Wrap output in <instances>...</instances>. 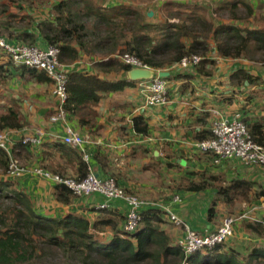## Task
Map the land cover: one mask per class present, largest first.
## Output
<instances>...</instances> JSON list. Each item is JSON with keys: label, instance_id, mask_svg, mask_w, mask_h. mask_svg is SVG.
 I'll return each instance as SVG.
<instances>
[{"label": "trees", "instance_id": "16d2710c", "mask_svg": "<svg viewBox=\"0 0 264 264\" xmlns=\"http://www.w3.org/2000/svg\"><path fill=\"white\" fill-rule=\"evenodd\" d=\"M108 1L0 0V17L4 16V21L0 22V34L8 42L59 48V62L68 65L64 109L66 115L77 116L80 125L88 124L89 117L96 116L93 106L101 101L104 94L135 86L139 99L135 106L137 110L130 119V127L123 124L121 128L128 135L131 129L135 135L149 136L151 127L147 108L142 107L141 90L151 79L130 80L124 77L131 68L119 59V55L124 53L138 57L152 69L169 72L163 77L167 81L168 99L173 92L170 82L181 80L183 85L189 80L213 74L217 62L210 56L212 52L221 58L264 64V13L259 11L264 8L261 5L263 0H212V3L199 1L195 5L184 2L173 5L174 2L166 0L161 5H150L151 10L162 13L158 20L148 19V10L139 11L124 0ZM13 5H18L21 10L10 9ZM34 5L38 6V12L47 13L46 16L36 13ZM184 6L185 9L181 10ZM217 14L227 16L229 20L219 19ZM174 18L178 20L171 21ZM0 51L7 60L6 64L18 67L20 74H27L38 82H50L52 93L53 81L45 70L15 65L3 49ZM192 55L200 57L197 63L180 64L183 58L191 59ZM83 56L90 59L91 69L80 70L73 66ZM4 70L3 63H0V80ZM112 73L117 77L109 78ZM228 84L231 93H244L242 98L236 97L235 101L241 106L233 109L231 114L240 112L251 139L264 146V119H253L242 111L249 104L256 105L258 99H262L258 109L264 110V78L248 66H237L229 73ZM251 87L260 88L249 91ZM52 95L56 101L52 106V113H55L58 105L56 96ZM224 99L232 102L233 97ZM10 123H0V131L12 128ZM193 136L200 141L212 137V132L210 128L201 129L194 131ZM46 139L42 137L36 144L19 139L11 151L13 155H19L26 166L41 167L76 181L86 176L89 164L94 165L99 176L113 177L125 192L139 195L130 185H124L123 167L113 162L102 146L92 151L87 147L91 157L87 163L81 151L55 137L48 143L52 146L51 151L41 152L39 162L32 164L33 151L43 146ZM53 150L60 152L66 161L54 164L51 158ZM164 163L170 166V162ZM7 166L8 155L0 148V172L4 173ZM17 179L19 177H0V264L35 263L38 260L37 264H55L43 263L41 259L46 255L61 256L63 260L56 264H264V244L245 242V247H242L238 240L228 243L230 236L222 243L185 257L180 245L166 230V226L172 223L165 210L158 207H142L140 221L132 232L123 230L125 205L120 213L110 203L107 207H94L92 210L97 217L89 220L72 206L75 198L81 196L74 195L61 183L53 184L52 194L56 202L67 207V211L62 215L40 213L28 195L14 187ZM255 184L251 180L235 179L228 185L217 186V192L225 195L226 201H233L237 193L249 202L264 195V188L257 185V189ZM209 185L210 182L204 180L187 179L186 182L181 181L177 188L190 193L204 191ZM218 200L213 198L207 209L210 220L219 213ZM243 210L240 212L249 211ZM253 212L256 210L250 213L253 215ZM255 216L264 218V211ZM239 222L245 230L264 235L260 221L246 219ZM107 231H112V234Z\"/></svg>", "mask_w": 264, "mask_h": 264}, {"label": "crops", "instance_id": "0c3cea01", "mask_svg": "<svg viewBox=\"0 0 264 264\" xmlns=\"http://www.w3.org/2000/svg\"><path fill=\"white\" fill-rule=\"evenodd\" d=\"M132 1L130 0L129 3L135 5L136 2ZM163 1L166 0H162V3ZM170 1L179 4L184 2V0ZM193 1L194 3L199 2V0ZM124 2L128 3L125 0ZM210 56L217 62L211 76L189 80L183 85H181L183 82L181 80L170 82L173 92L168 102L159 107L146 109L151 132L148 137H145L135 135L131 129L129 135L125 134V130L121 128L123 124L130 127V119L137 110L139 99L135 86L121 92L104 94L101 101L93 106L96 116L94 118L90 116L88 124L80 125L77 116L70 115H66L65 123L62 121L53 122L50 120V116L53 114L52 106L56 101L51 93L50 82H38L27 74H20L18 67L6 64L7 60L0 51V63H3V68L6 70L0 80V123L3 124V121H7L11 122L9 125L13 126L5 128L8 130L6 132H9V149H12L16 141L26 136L47 137L43 146L33 151L34 156L30 162L37 164L41 159V152L51 151L52 146L48 143H51L53 138L60 137L65 124L68 123L81 134L90 138L87 147L91 151L97 146H102V150L109 152L113 162H117L118 156L128 155L131 151L132 153L136 152V155H134L135 152L131 153L135 156L133 159L128 158V162L126 158L120 159L118 165L123 167L124 185H130L139 195L145 193V188L155 185L158 174L173 166L177 167V172L182 170L188 173L187 175L183 174L179 183L186 182L187 179L210 182L209 188L204 191L190 192L188 195L180 191L176 195L181 197V201L172 205L174 212L187 221L193 229L201 233L206 234L215 230L222 217L227 216L217 213L213 219H208L207 209L213 198L219 199L220 207L230 206L229 211L243 205V211H248L252 207L256 210L253 212L254 216L261 214L264 211V195L246 202L239 194L235 193L233 201L230 202L225 200V195L217 192V186L228 185L235 179H247L256 182L254 187L257 189L259 188L257 185L264 188V168L260 165H243L235 160H222L215 163L211 152H203L196 146V142L199 140L194 139V131L209 129L215 118L229 117L233 109L241 106L235 99L236 97L242 98L244 93L230 92L229 73L237 66L252 68L249 63L243 64L241 59L221 58L214 52L210 53ZM88 60L90 59L87 56H83L73 66L79 67L80 70H89L91 67ZM67 67L68 65L65 67L66 70ZM252 69L264 78L262 73ZM108 77L116 78L117 75L112 73ZM253 88L259 89L260 87ZM228 96L233 97L232 102L224 99ZM261 101L262 99L257 100L258 103ZM258 103L254 106L249 104L247 109L242 111L246 116L263 121L264 110L258 109ZM53 153L51 158L54 159V164L66 161L60 152L53 150ZM167 156L170 157L167 158ZM17 157L23 163L21 157L19 155ZM164 161L170 162V166H167ZM177 162L178 164H176ZM92 167L96 172V167L94 165ZM66 171H69V168ZM2 174L0 172V177H3ZM53 184L54 182L47 178L32 174H25L14 181V187L28 195L38 212L47 215H62L67 211V207L55 201L52 194ZM102 201L101 195L93 193L75 198L72 206L76 212L84 214L93 221L97 217V213L92 208H97V204ZM110 206L116 208L120 213L124 203L121 200H112ZM255 217L259 219L257 216ZM259 221L264 226V218H260ZM166 230L172 235L174 242L178 241L181 235L179 227L169 224L166 226ZM107 232L112 234V231ZM232 240H238L242 247H245V242L260 245L264 244V235L259 236L252 231L249 232L243 228L242 222H237L228 243L233 242Z\"/></svg>", "mask_w": 264, "mask_h": 264}, {"label": "built area", "instance_id": "2783aa9c", "mask_svg": "<svg viewBox=\"0 0 264 264\" xmlns=\"http://www.w3.org/2000/svg\"><path fill=\"white\" fill-rule=\"evenodd\" d=\"M0 48L3 49L8 58L15 65H26L36 67L46 71L49 78L53 81L52 93L57 99V111L50 116L53 122L66 121V111L64 104L66 101V69L65 65L58 60L59 48L54 45L44 47L31 44H12L5 36L0 34ZM119 59L131 67H148L141 60L129 53L119 55ZM200 57L192 55L191 59L183 58L180 62L182 66H187L189 62L197 63ZM143 95L144 108L161 106L168 102L167 81L158 75H154L150 82H147L141 90ZM210 130L212 137L196 142L199 150L211 152L215 163L222 160H235L247 166L260 165L264 168V146L253 141L248 133L245 122L242 120L240 112H234L229 117L219 116L211 122ZM60 139L71 147L82 152V158L89 162L91 157L87 151V144L90 138L81 134L78 130L66 123ZM41 136H26L23 142L39 143ZM9 136L7 132L0 131V148L4 149L8 155V166L5 177L16 178L25 174H32L38 177L47 178L54 183L65 185L76 196H87L99 194L103 201L97 207H107L112 200H121L126 206L123 230L132 232L140 221V209L145 206L158 207L165 210L170 222L181 229V235L177 241L184 256L201 250L211 248L216 244L224 242L233 233L234 225L240 220L251 219L259 221L250 212H243L239 215L224 216L221 224L209 233H201L193 229L187 221L173 211L172 205L181 201L179 195H174L170 202L165 204L148 201L140 196L127 193L119 186L113 177H101L88 166V173L80 180L62 177L58 173H52L41 167H29L24 165L20 159L13 155L8 146Z\"/></svg>", "mask_w": 264, "mask_h": 264}, {"label": "rangeland", "instance_id": "374dc122", "mask_svg": "<svg viewBox=\"0 0 264 264\" xmlns=\"http://www.w3.org/2000/svg\"><path fill=\"white\" fill-rule=\"evenodd\" d=\"M34 1H37V0H34ZM44 1H47V0H44ZM51 1H55V0H51ZM95 1L100 2L101 0H95ZM114 1L115 0H109L108 2L113 3ZM125 1L130 2V0H125ZM134 1L136 2L135 6L139 11L140 10L143 11V9L145 11H147V10L150 11L151 10L150 5H154V4L161 5V3H162V0H133L132 2H134ZM168 1H170V0H168ZM199 1H200V3L203 2V0H199ZM205 1H206V3H212V0H205ZM184 2H185V4H188V5L197 4V3H194L193 0H184ZM173 5H176L175 1H174ZM261 5H264V0H263ZM21 6L24 7L23 3ZM45 6L46 5H44V7ZM34 8L36 9V13H39L40 16L41 15L46 16L47 13L38 12V6L37 5H34ZM10 9H17V11L21 10V9H19L18 5H13L10 7ZM184 9H185V6L181 10H184ZM259 11L261 14L264 13V8H261ZM160 15H162V13H158V11L156 10L155 12L153 11V14L147 18L151 19V20H158V19H160L159 18ZM216 17H219V19H223L224 21L229 20L227 16H222V15L218 16V14H217ZM177 20H178L177 18L171 19V21H175V22ZM3 21H4V16H1L0 22H3ZM241 61L243 64L249 63V65L252 68L257 70L260 74L262 73V75L264 76V64L251 63V62H247L246 60H243V59H241ZM131 153H132V151L129 152L128 155L125 154L124 156H120V157L118 156L117 162H119V160L123 159V158H126L127 162H128V158L133 159V157H135V156H133L132 155L133 153L132 154ZM134 155H136V152ZM127 162H123V163L126 164ZM176 168H177L176 166H173L172 168H168V169L163 170L160 174H158L155 185L153 187L145 188V190H146L145 193L143 195H138V196H140L141 198H144L148 201H152V202L160 203V204H165V203L170 202L174 195H176L177 193H180V190L177 188V185L179 183L180 178L183 177V174H186V175L188 174V173H186L187 171L184 172L182 170H179V172H177ZM5 173H6V171L2 174L3 177L5 176ZM181 193H183V192H181ZM186 195H188V193ZM210 203H211V201H210ZM242 208H243V205L242 206L240 205L239 207H235L232 211H229L230 206L224 205V206L220 207L219 202H217V210L219 211V213H225V215H237L242 210ZM62 260H63V258L61 256L58 257V256H52V255H46L41 259V261L43 263L52 262L55 264L58 263L59 261H62ZM37 262H39V260ZM37 262H35V263L26 262V263H22V264H37Z\"/></svg>", "mask_w": 264, "mask_h": 264}, {"label": "water", "instance_id": "95a60500", "mask_svg": "<svg viewBox=\"0 0 264 264\" xmlns=\"http://www.w3.org/2000/svg\"><path fill=\"white\" fill-rule=\"evenodd\" d=\"M153 14V11L150 10L147 12V16L150 17ZM169 74L168 71L155 70L150 67H131L125 72V77L130 80H142V79H151L154 75H158L160 77L167 76Z\"/></svg>", "mask_w": 264, "mask_h": 264}]
</instances>
